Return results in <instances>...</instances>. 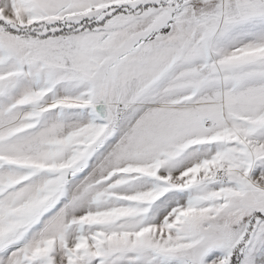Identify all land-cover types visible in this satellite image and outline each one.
<instances>
[{
	"label": "snow or ice",
	"instance_id": "1",
	"mask_svg": "<svg viewBox=\"0 0 264 264\" xmlns=\"http://www.w3.org/2000/svg\"><path fill=\"white\" fill-rule=\"evenodd\" d=\"M0 264H264V0H0Z\"/></svg>",
	"mask_w": 264,
	"mask_h": 264
}]
</instances>
